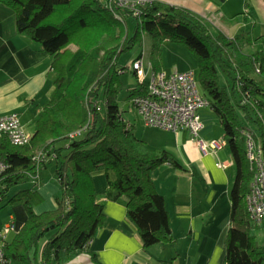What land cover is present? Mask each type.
<instances>
[{
  "label": "trees",
  "instance_id": "obj_1",
  "mask_svg": "<svg viewBox=\"0 0 264 264\" xmlns=\"http://www.w3.org/2000/svg\"><path fill=\"white\" fill-rule=\"evenodd\" d=\"M0 2L14 11L18 32L52 56L54 72L52 90L32 119L34 130L28 142L16 145L5 136L0 138V159L8 165L0 177V200L14 184L36 183L49 163L54 165L62 191L57 207L41 213L33 209L41 199L35 187L11 195L9 202L23 201L27 218L3 240L7 264H64L81 252L90 254L92 264H102L88 248L104 220L92 181L96 170L105 174V197L125 199L126 215L144 248L173 240L165 198L156 189L151 170L164 162L177 167L181 163L167 149L149 148L117 102L116 77L125 72V66H119V55L144 34L154 42L184 43L197 59L203 95L223 125L236 168L229 191L224 264H264V223L250 219L246 202L253 170L244 134L245 129L252 130L256 143L264 147L263 35L239 30L229 37L214 26L213 30L211 22L188 7L163 0L134 9L111 7L105 0ZM247 5L245 0L243 16L250 14ZM129 18L135 20L132 35ZM67 48H71L69 56ZM132 72L141 84L129 93L135 107L132 97L147 90L134 68ZM76 131L79 134L70 136Z\"/></svg>",
  "mask_w": 264,
  "mask_h": 264
},
{
  "label": "crops",
  "instance_id": "obj_2",
  "mask_svg": "<svg viewBox=\"0 0 264 264\" xmlns=\"http://www.w3.org/2000/svg\"><path fill=\"white\" fill-rule=\"evenodd\" d=\"M192 1V6H182L199 15H203L199 9L205 10L207 20L229 37L239 30H246L252 36H264V0H248V16L241 14L245 0H239L238 3L236 0L228 12L222 6L226 7L230 0H221L222 5L215 0ZM170 3L181 5L178 1ZM69 53L66 50L67 56ZM51 61L52 56L37 41L18 32L14 11L0 2V114L18 112L30 134L34 130L32 119L53 87ZM190 66L176 69H192ZM200 116L202 128L199 136L206 141L220 139L213 116ZM124 118L134 127V132L139 133L140 123ZM141 121L143 128L137 136L149 148L167 149L181 163L177 167L164 162L151 170L155 187L165 198L173 240L144 248L136 226L126 215L125 199H107L105 174L102 170H96L92 173V181L97 189V201L103 205L104 220L88 248L95 252L102 264H224L226 234L230 224L229 191L235 176V173L233 177L228 174L230 165L235 166L231 161L229 146L228 149L223 146L208 148L203 152L197 145V137L188 129H160L162 134L156 135L157 129L154 128L157 127ZM144 127L153 130L146 131ZM220 162L228 164L220 167ZM42 170L39 180L33 185L42 199L40 208H35L37 213L57 207L53 200L58 187L52 179L42 177ZM167 192L173 195L169 202ZM17 214L16 228L19 229L27 215L21 209H17ZM8 220L14 221L12 213L8 214L7 220L1 221L0 226ZM255 231L260 232V229ZM64 264H92V261L89 253L81 252Z\"/></svg>",
  "mask_w": 264,
  "mask_h": 264
},
{
  "label": "built area",
  "instance_id": "obj_3",
  "mask_svg": "<svg viewBox=\"0 0 264 264\" xmlns=\"http://www.w3.org/2000/svg\"><path fill=\"white\" fill-rule=\"evenodd\" d=\"M105 1L111 7L116 5L134 9L138 5L151 3L154 0ZM133 68L140 77V82L146 83L147 93L132 97V102L145 124L173 131L188 129L194 137H197V145L203 152H206L208 148L218 149L226 144L224 137L206 141L199 136L202 120L198 109L208 105V99L199 91L193 71L180 72L174 70L166 73L163 70H151L149 66L145 68L141 57L133 61ZM119 72L122 73V70ZM77 134L79 131L70 133V136ZM244 134L246 137V155L253 170L246 202L250 219L255 224L262 225L264 223V147L256 143L252 130L245 129ZM2 136L7 137L12 144L20 145L28 142L31 134L22 124L19 113L11 111L0 114V138ZM40 155L39 152L36 158ZM227 164L228 162H220L219 166L224 167ZM7 168V163L0 159V177ZM15 230L17 228L12 220H8L0 226V264H7L2 245L3 240Z\"/></svg>",
  "mask_w": 264,
  "mask_h": 264
},
{
  "label": "rangeland",
  "instance_id": "obj_4",
  "mask_svg": "<svg viewBox=\"0 0 264 264\" xmlns=\"http://www.w3.org/2000/svg\"><path fill=\"white\" fill-rule=\"evenodd\" d=\"M174 1H178V3H181V5H188V6H190V5L192 6L194 3L192 0H169V2H174ZM215 1L219 5H222L221 0H215ZM235 1L236 0H230V2H227L226 7L224 5L222 7L224 8V10L226 12H228L230 5L235 4ZM238 2H239V0H237V3ZM202 3H203V1H202ZM177 5H179V4H177ZM195 7H197V5ZM198 11H201V13L203 14V15H201V17H203L204 19H206V21H208L206 18L207 15H205L206 14L205 10L199 9ZM134 21L135 20H133L131 18L128 19V28H129L131 35H132V31H133ZM216 23H217V21H216ZM211 27L213 30H215L213 28V25H211ZM66 50H67V54H68L71 51V48H67ZM138 56L141 57L142 60L144 61L145 68H148V64L150 63L151 66H153L155 68V70L161 69V70H164L165 72H170V71L176 69L177 67L182 69L181 67L192 65L190 67L195 72V77H196L198 89L202 94L204 92L202 90V86H201L200 81L198 79L197 59L195 58L194 55H192L190 53V51L186 48L184 43L179 42L177 40H170V39L158 40L157 42H154L152 37L144 34L140 41H137L131 47L123 50L120 53L119 58H118V63H119V66H121V65L125 66V69H124L125 72H123L122 74H118L116 77V80L119 83V88H118V92H117L118 105H119L120 109L123 110V115L125 117L132 120L134 123L135 122L140 123L139 124L140 130L138 131L139 133H137L138 135H140L141 134L140 131L143 128L141 116L137 113L135 107L131 104V102H130L131 96H129L131 89L140 87V84L137 81L136 75L132 72L133 60H134V58H136ZM198 112L202 115L203 118H207L209 116V114H211L213 116V119L215 121V125L217 128H219V135L218 136L221 139L222 135L224 133L223 125H222L219 117L217 116V114L210 107V105L201 106L198 109ZM245 123L247 126L251 127L254 130L253 125L249 121L245 120ZM149 126H151V125H149ZM153 127H156V126H153ZM144 129L146 131L153 130V129L148 128V127H144ZM155 129H157V131H155L154 134H156V135L162 134L159 131L162 128L157 127V128H154V130ZM223 147H225V149H228L227 144H224ZM48 165H49L48 167H46L42 170V177L44 179L45 178H48L49 180L52 179L56 183V185L58 187V192L55 193L53 201H54L55 205H57V197L61 196L62 191L60 189L58 180L54 175L53 163H49ZM234 173H235V166H233L231 164L230 167L228 168V174L231 177H233ZM33 185H34L33 182L31 180H29V181L14 184L13 186L10 187V189L8 190L6 195H4V198H2L0 200V224H2L1 221L4 222L5 220L8 219L9 213H12V215L14 217L15 225L16 226L18 225V221H16V217L18 216L17 209H21L24 213H26L25 205H24L23 201H21V200L16 199L13 202H9V199H10L12 194H14L15 192H17L19 190L26 189V188L33 189ZM96 190L97 189H95V187H94L96 197H98V193ZM166 196L168 198V202L170 201L171 197H173V195L170 192H167ZM41 201H42V199H40V201L38 200L37 202H35L33 204L34 210L36 207L40 208L39 205L42 203ZM172 217L174 218L173 213H172ZM8 236L11 237V235H8Z\"/></svg>",
  "mask_w": 264,
  "mask_h": 264
}]
</instances>
